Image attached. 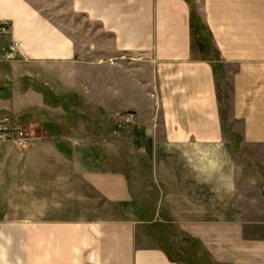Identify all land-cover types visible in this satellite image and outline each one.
<instances>
[{"label": "crops", "instance_id": "0c3cea01", "mask_svg": "<svg viewBox=\"0 0 264 264\" xmlns=\"http://www.w3.org/2000/svg\"><path fill=\"white\" fill-rule=\"evenodd\" d=\"M194 1L0 0V264H264V0Z\"/></svg>", "mask_w": 264, "mask_h": 264}, {"label": "rangeland", "instance_id": "374dc122", "mask_svg": "<svg viewBox=\"0 0 264 264\" xmlns=\"http://www.w3.org/2000/svg\"><path fill=\"white\" fill-rule=\"evenodd\" d=\"M188 2L191 5L195 26L199 27V28L201 27L200 28L201 34L206 35L205 29L203 28V26H201L202 22H201L200 14H199V12H200L199 11V3L197 1L195 2L194 0H188ZM114 116H115V119H114V123H113V138H114V142H115V152H114L115 157L116 156L121 157L123 159V161H126L125 166L122 165L123 161H121V162L119 161L118 165L120 168H123V169L131 172L133 170V167L131 166V164H129L130 161H128V159L126 157L127 148L121 144L122 127H123L124 123L129 120V115L127 112H123V113L118 112V113H115ZM135 178H136V176H135ZM162 227H163V229L161 227L158 229V231L160 232V240L158 242L161 246L164 245L166 248H168L167 250L170 252L171 256L176 257V255H175V254H177V252L175 250L176 247L171 246V244H170V243H174V242H171L167 238V236H169V235H174V236L177 235L178 236V232H177L176 228L172 225H170L169 227H166L163 225ZM164 233H166L165 234L166 237L163 235ZM174 245H175V243H174ZM180 255H181V253L179 252V256H178L179 259L178 260L182 261L181 264H186L187 261L185 260V257L180 256Z\"/></svg>", "mask_w": 264, "mask_h": 264}, {"label": "built area", "instance_id": "2783aa9c", "mask_svg": "<svg viewBox=\"0 0 264 264\" xmlns=\"http://www.w3.org/2000/svg\"><path fill=\"white\" fill-rule=\"evenodd\" d=\"M7 30V23H0V33H5ZM18 52V42L10 41L7 50L3 53V60H13ZM141 56L136 55L134 60H140ZM0 139H10L17 147L23 148L28 145L30 138L22 129H8L7 127H0Z\"/></svg>", "mask_w": 264, "mask_h": 264}]
</instances>
